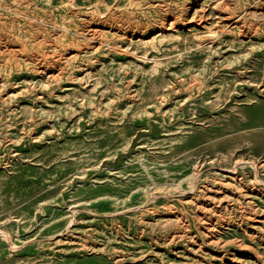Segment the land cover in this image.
I'll use <instances>...</instances> for the list:
<instances>
[{"label": "rangeland", "instance_id": "374dc122", "mask_svg": "<svg viewBox=\"0 0 264 264\" xmlns=\"http://www.w3.org/2000/svg\"><path fill=\"white\" fill-rule=\"evenodd\" d=\"M0 264H264V0H0Z\"/></svg>", "mask_w": 264, "mask_h": 264}]
</instances>
